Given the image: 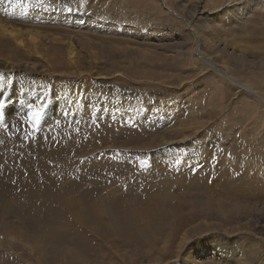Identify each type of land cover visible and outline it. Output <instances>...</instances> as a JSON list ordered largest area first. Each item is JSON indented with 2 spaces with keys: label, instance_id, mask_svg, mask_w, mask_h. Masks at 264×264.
Masks as SVG:
<instances>
[{
  "label": "rangeland",
  "instance_id": "1",
  "mask_svg": "<svg viewBox=\"0 0 264 264\" xmlns=\"http://www.w3.org/2000/svg\"><path fill=\"white\" fill-rule=\"evenodd\" d=\"M22 2L76 14L23 17L24 29L47 38L40 54L0 37L1 57L34 65L43 82L98 86L99 99L118 92L126 110L166 107L152 125L98 120L76 138L70 128L2 124L1 157L26 143L29 165L8 175L5 212L0 196V264H181L206 247L224 255L196 264H264V12L253 0ZM49 142L70 148L51 154ZM176 147L182 157L155 161ZM188 148L201 155L186 163ZM96 158L105 161L93 168Z\"/></svg>",
  "mask_w": 264,
  "mask_h": 264
},
{
  "label": "bare ground",
  "instance_id": "2",
  "mask_svg": "<svg viewBox=\"0 0 264 264\" xmlns=\"http://www.w3.org/2000/svg\"><path fill=\"white\" fill-rule=\"evenodd\" d=\"M15 3H16V0H7V2H5V0H0V37L7 41L9 40L14 41L19 47L23 46L27 48L29 44H32L33 49H35L37 54L38 53L40 54L38 45L43 41L46 42L47 38H45L39 32L35 33L31 30L24 29L22 26L23 24L21 22L23 17L28 16L29 18L35 21L42 20V19H47V20L57 19L58 20L60 19L61 15L63 17L64 15L70 16L68 17V19H71L73 18V16L71 15L76 14L74 9L72 11L68 10L67 12L69 13H66L65 9L60 10V8L57 9L56 7H54V9L50 11L47 8V6H43L42 9L40 8L32 9L30 6L24 5L23 2L19 6ZM40 5L41 4H38V6ZM251 6L250 8L252 10L259 9L264 12V0H253V3ZM238 9H239V15L245 13V10L243 7H238ZM59 10H60V13H62L61 15L60 13H58ZM68 49H69V59L71 63L76 64L79 58V51L75 44L74 39L72 40V42L68 44ZM203 59L204 61H206L207 58L203 57ZM31 66L32 64L26 63V64H22V66L17 67V65H15V63L13 62L12 58L6 57V56L1 57V54H0V85H2V91H0V100L4 101L3 106H0V126L4 123H8L9 124L8 128L18 130V129H21V128H16V123L19 122L21 126L22 125L24 126L25 124L26 126H33V125L36 126V124L38 125L41 124L42 126L48 125L53 128V132L58 131V129L70 128V137L76 138L77 127H85L84 125L88 126L92 124L93 121L102 120L103 122L108 121L109 123L126 122L127 124L128 123L131 124L132 122H137L141 125L142 124L152 125L156 123L154 122V119H156L155 114L159 116L164 111L162 108H164L163 106L165 105L162 106L161 102H159L158 104H156L155 102L148 103L142 110H140V107H137L138 105L126 110L125 108H122V106H124L123 102L125 101L124 96H122L118 92L111 95L109 94V92L104 91V94L107 96V99L106 100L99 99V93L97 91L98 86H95L93 84L89 85L88 83L87 84L84 83L85 84L84 89L86 90L82 92L83 86L81 84L83 83L78 82V81L77 82L72 81L68 84H66L68 81H65L62 83H58V82L48 83L47 81L43 82L41 80H38L37 78L39 73L34 75L35 71L32 70V68H34L33 67L34 65L32 67ZM19 72H22L23 74L18 75ZM34 81L40 82V83L36 84ZM80 99H82V101H80ZM113 101L119 102V104H115V102ZM154 104L156 105L154 106ZM37 110H39V116L34 118L33 113L36 112ZM66 123H69V124H66ZM96 124L95 125L92 124L90 126L92 127L97 126ZM28 131L29 130L27 129V132ZM164 132L165 131L163 129L159 131L157 134H155L154 139L156 138V135H157L158 140L162 142L165 136ZM51 144L52 145L56 144L57 147L55 148L57 149L51 146ZM44 145L46 146L44 148H47L48 150L50 149L51 150L50 153L55 154V155H57L59 151L68 150L70 148L67 145H61L55 142L45 143ZM175 149L180 150V152L177 154H170V153H164L162 150H159L158 152L156 151L155 161L161 162L163 160V163H164V160L165 162H167L170 159L174 160V158L176 157H179V156L182 157L183 155L182 149L177 148V147ZM188 149H187V152H188ZM28 150H29V145L27 146L26 143H22L20 144L19 148H11V153H8V157H9L8 159H4L3 157H1L2 155H0V167H1L0 180H4L3 182L4 185L9 188V189L4 188L0 190L1 192L0 196L2 200L6 201V203H2V206L5 207L4 212L6 211L5 209L11 200V199L8 201L6 200L7 198L6 196L8 195L6 193L7 192L12 193L11 187L13 184L12 182H14L11 180H10L11 182H9V178L7 177L8 175H10L9 177L13 179L14 177L11 176L13 174L14 176H16L17 173L22 175L23 167L26 168L29 165L28 161L24 162L23 160L27 158ZM91 150L92 149H91V143H90L88 144L85 151L88 152ZM22 154H23V158H21ZM197 154L200 157L201 152L197 150L195 151V149H192V148L189 149V156L185 158L186 163L193 161V158H197L196 156ZM104 161H105L104 158L100 160L96 158L94 159V162H91V166L93 168L97 167L99 166L100 163H103ZM33 191H37L36 185H33ZM29 199H30V196L27 195V200ZM116 207L117 206H115V208ZM91 208L92 207H90V209ZM83 209H82V212H84ZM87 210H88V207H87ZM129 210H131V208ZM117 211L119 212V210ZM80 215H83V214H80ZM91 218L93 217H90V219ZM132 218L133 216L131 217V219ZM127 219H126V222H127ZM207 253H211L214 255L216 254L224 255V252L217 251V247L198 248V251H195L193 249L190 252L189 251L185 252V254L182 256V259H184L185 261L181 264H196L197 260H200L201 257ZM243 256L244 254L241 252L236 253L235 254L236 261L239 262L240 260L241 262H244Z\"/></svg>",
  "mask_w": 264,
  "mask_h": 264
},
{
  "label": "snow or ice",
  "instance_id": "3",
  "mask_svg": "<svg viewBox=\"0 0 264 264\" xmlns=\"http://www.w3.org/2000/svg\"><path fill=\"white\" fill-rule=\"evenodd\" d=\"M0 91H2V85H0ZM4 101L0 100V106H3ZM34 118L39 116V110L33 113Z\"/></svg>",
  "mask_w": 264,
  "mask_h": 264
}]
</instances>
